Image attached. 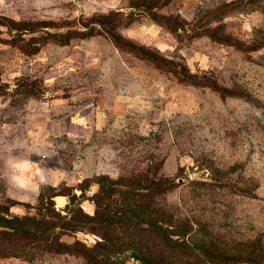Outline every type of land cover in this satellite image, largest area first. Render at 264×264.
<instances>
[{"label": "rangeland", "instance_id": "1", "mask_svg": "<svg viewBox=\"0 0 264 264\" xmlns=\"http://www.w3.org/2000/svg\"><path fill=\"white\" fill-rule=\"evenodd\" d=\"M165 2L0 0V216L39 214L57 193L77 209L101 178L149 172L173 182L158 201L187 225L176 244L212 264H264V0ZM81 229L61 240L103 241ZM120 253L116 264H142Z\"/></svg>", "mask_w": 264, "mask_h": 264}, {"label": "trees", "instance_id": "2", "mask_svg": "<svg viewBox=\"0 0 264 264\" xmlns=\"http://www.w3.org/2000/svg\"><path fill=\"white\" fill-rule=\"evenodd\" d=\"M143 2L147 7H162L166 4L165 0ZM98 23L117 43V38L112 33L113 23L104 17ZM148 173L139 174L132 182H127L124 176L109 182L101 178L98 182L100 188L87 191L89 193L86 195L81 190V202L77 209H71L66 204V214L56 209L52 197L62 194L57 193L49 197L51 201L46 206L44 197L39 198V214L11 218L0 216V258L15 255L31 260L45 254H74L82 258L84 264H116V256L121 254L120 251L127 250L130 257L142 264H212V255L205 252L195 254L193 248L176 244L174 236L184 234L179 228L187 225L174 221L175 216L169 206L160 205L158 201L172 191L173 182L169 178H158ZM216 180L223 182L221 187L236 186L228 177ZM194 183L196 182L191 181L190 185ZM201 184L208 188L215 185L212 182ZM74 199L76 198L71 199V203ZM84 200L95 202L92 214L82 207ZM76 211L79 212L77 216L74 215ZM158 221L165 224L166 228ZM175 227L177 231L174 230ZM81 228L98 231L103 241L88 246L79 240L71 244L61 240L66 229L82 230ZM159 235L162 245L157 244Z\"/></svg>", "mask_w": 264, "mask_h": 264}, {"label": "crops", "instance_id": "3", "mask_svg": "<svg viewBox=\"0 0 264 264\" xmlns=\"http://www.w3.org/2000/svg\"><path fill=\"white\" fill-rule=\"evenodd\" d=\"M55 202H57L58 204H59V207H62V208H64L65 206H66V198H65V196L64 195H62V194H60V195H57V196H55ZM85 201H89V200H84L83 202H82V204L85 202ZM81 204V205H82ZM82 207L83 208H85L84 207V205H82Z\"/></svg>", "mask_w": 264, "mask_h": 264}]
</instances>
